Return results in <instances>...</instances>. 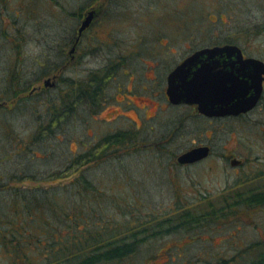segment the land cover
<instances>
[{"label": "rangeland", "instance_id": "1", "mask_svg": "<svg viewBox=\"0 0 264 264\" xmlns=\"http://www.w3.org/2000/svg\"><path fill=\"white\" fill-rule=\"evenodd\" d=\"M87 6L90 8L88 0H0V106L6 102L2 94L11 85L14 70L37 87L35 81L49 62L50 67L65 63L63 55L72 50L69 43L77 25L75 15ZM94 6L100 14L72 64L63 65L61 76L79 81L112 68L104 106L98 114L82 115L70 124L64 139L58 133L59 140L49 147L45 144V150L33 147L35 151L23 154L18 151V135L28 134L35 124L34 117L29 115L28 107L0 110V184L23 171L30 175L56 173L62 160L80 151L79 139L94 144L111 130H135L134 121L141 128L135 130L137 145L142 142L144 146L128 155L119 151L118 156L110 155L107 162L89 170V178L98 185L102 178L105 180L101 186L108 196L136 207L134 212L139 216L131 219L148 220L161 214L172 217L179 205L195 206L201 194L222 201L236 191L264 192V162L251 161L236 170L226 159L248 155L264 158V101L243 121L213 122L193 116L188 110L180 117L153 118L162 94L156 77L166 76V64L179 61L191 49L232 41L248 55L264 60V0H100ZM62 85L64 82L59 83V87ZM47 90L51 93L56 89ZM146 112L149 121L145 120ZM177 125L180 127L175 130ZM59 141L62 146L57 144ZM197 145L211 146L213 154L205 161L180 165L177 158ZM75 177L69 175L61 181L60 189L71 185ZM20 185L22 189L48 187L50 183L42 178L37 183ZM9 193L0 191V209L11 198ZM244 210L232 222L210 224L205 229L171 230L161 237L151 233L136 256L118 264H218L223 258L232 261L239 250L235 245L264 243V206ZM104 212L119 217L116 212L120 211ZM258 253L264 256V246ZM251 259L244 262L249 264ZM0 264H7L5 258Z\"/></svg>", "mask_w": 264, "mask_h": 264}, {"label": "trees", "instance_id": "2", "mask_svg": "<svg viewBox=\"0 0 264 264\" xmlns=\"http://www.w3.org/2000/svg\"><path fill=\"white\" fill-rule=\"evenodd\" d=\"M98 1L88 0V5L93 7ZM51 63L35 82H41L46 76L61 74L65 63L50 67ZM109 72L111 70L105 74ZM108 77L93 73L88 82L78 83L61 76L55 92L50 93L46 89L31 94L32 81L27 76L21 78L14 70L11 85L2 94L7 103L0 106V110L28 107L29 115L35 119L28 134L18 135L21 144L19 153L35 151L33 147L45 150V144L49 147L50 143L59 140L58 133L65 138L63 134L70 124L84 116L83 109L91 113L97 111L104 98V86L110 80ZM62 82L64 85L59 87ZM44 93L47 98H43ZM136 138L128 131H120L100 135L94 144L79 139L80 151L71 152L65 162L62 160L56 173L30 175L23 171L22 174L11 175L5 184H0V191H10L11 197L0 209V259L5 258L7 264H118L136 256L151 233L161 237L171 230L205 229L210 224L232 222L245 211L244 208L264 206V192L251 189L248 195L236 191L235 195H225L222 201H214L201 194L195 206L179 205L172 217L161 214L160 217L152 215L148 220L131 219L139 216L134 212L136 207L129 202L124 205L119 197L108 196L106 188L101 186L105 180L102 178L98 185L89 178V170L107 162L110 155L118 156L119 151L128 155L138 150L143 143L140 142L135 149ZM57 144L62 146L61 141ZM73 174L76 177L71 185L60 189L61 181ZM42 178L50 183L48 187L21 189L19 186L25 182L37 183ZM73 197L75 202L71 200ZM98 206L100 209H97ZM109 209L119 210L116 212L119 217L104 212ZM235 246L239 250L233 260L223 258L218 264H248L244 259L249 257L252 258L249 264H264V256L258 253L259 248L264 246L262 241Z\"/></svg>", "mask_w": 264, "mask_h": 264}, {"label": "water", "instance_id": "3", "mask_svg": "<svg viewBox=\"0 0 264 264\" xmlns=\"http://www.w3.org/2000/svg\"><path fill=\"white\" fill-rule=\"evenodd\" d=\"M95 15V10L86 13L79 28L80 35L92 25ZM223 58L231 59L232 66L239 65L238 71H242L240 74L245 78L225 71L221 64ZM263 76V61L244 59L235 45L217 46L196 52L178 66L169 76L168 94L174 104H196L199 113L207 117L238 116L258 105L263 92ZM45 85L53 87L54 83L47 80ZM209 154L208 146L195 147L181 154L177 162L191 165L208 158Z\"/></svg>", "mask_w": 264, "mask_h": 264}, {"label": "flooded vegetation", "instance_id": "4", "mask_svg": "<svg viewBox=\"0 0 264 264\" xmlns=\"http://www.w3.org/2000/svg\"><path fill=\"white\" fill-rule=\"evenodd\" d=\"M90 10H95L96 11V15H95V21H96V19H97V17H98V15L100 14V11L97 9V7H95V6H93V7H90V8H88V6H87V8L86 9H84V10H81L80 12H78V13H76V19H77V25H76V28L74 29L75 31H73V34H72V37H71V41H70V44H69V46L71 45V47H70V49H72L71 51H70V54H65V55H63L64 57H63V60H64V62L66 63L65 65H71L72 63H71V61L75 58V56H74V54L75 53H78L79 51H80V47L83 45V43H84V36L88 33V31L91 29V27L93 26V25H91L85 32H83V34H79V28H80V26H81V23H82V21H83V19L85 18V15H86V13H88ZM95 23V22H94ZM93 23V24H94ZM258 32H260V31H258ZM226 45H235V46H238L239 48H240V50H241V52H242V54H243V58L244 59H249V58H255V59H258V60H261V61H263L264 62V60L262 59V58H258V57H254V56H250V55H248L247 54V52L243 49V48H241L239 45H237L236 43H233L232 41H230V42H228V43H225V44H215V45H213V44H211V45H209V46H205V47H202V48H199V49H191V51L187 54V55H185V56H183L179 61H176V62H172V64H166V66L168 67V71L166 70V72H167V74H166V76H163L162 74V76H160L159 78H157L156 77V79H155V83L156 84H158L159 85V87H161L162 88V94L160 95V97L158 98V101H157V103L159 104L158 105V108H157V110H156V108H155V110H156V114L157 113H159V112H161V113H159V114H155L154 115V117L153 118H156L157 116H159V118H162L163 116H171L172 118H173V116L174 117H180V114H184V110H188L189 111V113L191 114V115H193V116H197V117H200V118H202V119H205V120H209V121H224V120H236V121H243V120H245L246 118H248V116L250 115V114H253L254 112H255V110L256 109H258L259 107H261V104L263 103V101H264V82H263V92H262V96H261V98H260V101H259V103H258V105L252 110V111H250V112H248V113H246V114H240V115H238V116H226V117H207V116H205V115H203V114H201V113H199V111H198V106L196 105V104H193V105H189V104H186V103H179V104H174L172 101H171V99H170V96H169V94H168V88H169V83H168V80H169V76H170V74L178 67V66H180L185 60H187L189 57H191L192 55H194L196 52H198V51H200V50H204V49H212V48H214V47H217V46H220V47H222V46H226ZM169 55V54H168ZM81 57V56H80ZM221 58V57H220ZM204 59H206V58H204ZM204 59H202V60H204ZM233 59V58H232ZM155 60V59H154ZM219 60V59H218ZM142 62L143 63H145V60H143L142 59ZM231 62H232V60L230 59H228V58H223V59H221V64H222V66H224V67H222V68H224V70L225 71H227V72H234V74L236 75V76H238V77H240V78H243L244 76L242 75V74H240V72H242V71H238V69L240 68V66L239 65H234V66H232L231 65ZM121 63V62H120ZM147 65H148V63H147ZM146 65V66H147ZM109 70H112V68H110V69H106V71L104 72V74L102 75L103 77H107V75L109 76L108 78H110L111 79V72H109L108 74H105V73H107ZM98 73V72H97ZM99 74V73H98ZM248 74V73H247ZM90 75H93V73L92 74H90ZM50 76H52V77H50ZM50 76H46V77H43L42 79H44V78H47V79H45L44 81H43V83L42 82H37V83H39V86H37V87H34V85L32 86L33 87V89H32V91H31V94H34V93H36V92H42L43 90H46L47 88H49L50 86H46L45 84H46V82H47V80H50V82L51 83H53L54 82V86H53V88L55 87H57V85H58V82H59V79H60V77H61V74L60 73H58V74H55V75H50ZM90 77V76H89ZM89 77H87L86 79H83V80H75V79H72V78H70L72 81H76V82H88V80H89ZM264 77V76H263ZM245 78V77H244ZM246 79L248 80V77H246ZM109 81V80H108ZM108 81H107V83H108ZM107 83L105 84V86L107 85ZM105 86H104V91H103V94L105 93L106 94V92H105ZM127 90H129V89H127ZM128 92H130L131 93V90H129ZM104 94V95H105ZM132 94V93H131ZM131 94H129V95H131ZM249 94H251V91L249 92ZM103 96V95H102ZM105 98V97H104ZM104 98L101 100V105H100V107L98 108V110L97 111H95V112H90V111H88L87 109L86 110H84L83 109V112H84V115H86V114H90V116H94V115H96V114H98L99 113V110H101V108H102V106H104V104H105V100H104ZM138 108V107H137ZM153 108V107H152ZM89 109V108H88ZM138 109H141V108H138ZM141 110H143V109H141ZM150 110H152V109H150ZM151 111H149V113H150ZM146 115L148 116V113L146 112V114H145V120L147 121L149 118H147L146 117ZM152 118V119H153ZM86 120H88V118H86ZM179 120V119H178ZM149 121V120H148ZM132 123L134 124V126H135V130H139V129H141L139 126H136V122H134V121H132ZM179 127H180V125H177V127L175 128V130H177V129H179ZM134 129H132V128H130L129 130H126V131H128L130 134H131V136H137V132L135 131ZM121 130H111V132H113V134H115V133H119ZM231 132L232 133H234V131L233 130H231ZM136 141V140H135ZM138 145L136 144V146H135V149H136V147H137ZM141 146H144V144L143 145H141ZM200 146H202V145H197V146H195V147H200ZM203 146H206V145H203ZM195 147H192V148H195ZM209 148H210V154H209V157L213 154V149L211 148V146H208ZM191 148V149H192ZM191 149H189V150H191ZM208 157V158H209ZM227 161H230V164H231V167L232 168H234V169H236V170H239V169H242V168H245V167H247L249 164H250V162L251 161H258V162H264V158H261V155H257L255 158H253L252 156H247V157H245L244 159H242V158H240L239 159V157L237 158V157H232V156H228L227 158ZM206 159H204V160H202V161H205ZM202 161H200V162H202ZM197 163H199V162H197Z\"/></svg>", "mask_w": 264, "mask_h": 264}]
</instances>
